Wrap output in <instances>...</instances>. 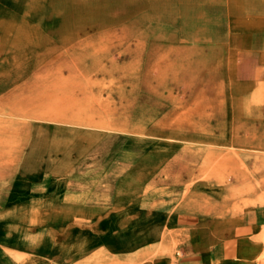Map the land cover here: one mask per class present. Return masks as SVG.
Wrapping results in <instances>:
<instances>
[{
	"label": "rangeland",
	"instance_id": "rangeland-1",
	"mask_svg": "<svg viewBox=\"0 0 264 264\" xmlns=\"http://www.w3.org/2000/svg\"><path fill=\"white\" fill-rule=\"evenodd\" d=\"M240 1L0 0V264H123L140 212L261 163Z\"/></svg>",
	"mask_w": 264,
	"mask_h": 264
},
{
	"label": "crops",
	"instance_id": "crops-1",
	"mask_svg": "<svg viewBox=\"0 0 264 264\" xmlns=\"http://www.w3.org/2000/svg\"><path fill=\"white\" fill-rule=\"evenodd\" d=\"M229 11L237 44L259 46L242 53V61L252 71L264 68V0H241ZM260 161L228 187L205 191L201 207L145 209L137 230L106 241L108 252L123 264H264V155Z\"/></svg>",
	"mask_w": 264,
	"mask_h": 264
}]
</instances>
